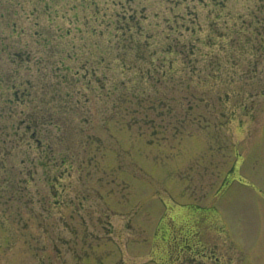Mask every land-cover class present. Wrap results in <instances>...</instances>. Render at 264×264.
Here are the masks:
<instances>
[{"label": "rangeland", "instance_id": "1", "mask_svg": "<svg viewBox=\"0 0 264 264\" xmlns=\"http://www.w3.org/2000/svg\"><path fill=\"white\" fill-rule=\"evenodd\" d=\"M261 93L264 0H0V264H146L186 212L264 264Z\"/></svg>", "mask_w": 264, "mask_h": 264}, {"label": "flooded vegetation", "instance_id": "2", "mask_svg": "<svg viewBox=\"0 0 264 264\" xmlns=\"http://www.w3.org/2000/svg\"><path fill=\"white\" fill-rule=\"evenodd\" d=\"M13 95H15L13 93ZM10 100V99H8ZM12 102V100H10ZM8 105V103H6ZM61 119L57 116L56 120ZM62 123L64 121L62 120ZM65 124L68 126L67 120H65ZM38 125H35L34 131L36 132V128ZM26 128V126H25ZM45 151V147H44ZM53 160V159H52ZM63 162L66 161V157H62L61 159ZM232 172L229 170L226 176L224 177L227 179V176ZM63 172H59V176L57 173L50 174L45 179L49 178L51 188H55L59 194L62 193V189L59 190L56 188V181H62L63 178L61 176ZM62 183H58L62 185ZM51 191V190H50ZM61 192V193H60ZM51 193V192H50ZM55 196L58 197L57 193H54ZM59 202V199L55 201ZM62 202V201H61ZM189 210V209H188ZM73 211H75L73 209ZM88 213V211H87ZM191 212H186L183 215H180L181 218L175 221L167 220V223L164 225V229L161 232V235L155 242L153 246L156 251V257L152 254L149 256V263L151 264H235L233 255L230 254L227 247L224 244H219L216 242L217 238L214 236L217 231H214V228L210 225L204 224L201 225L200 220H193L191 218ZM71 215V214H70ZM198 221V222H196ZM106 242V241H105ZM105 242L98 241V242H91L87 241L86 237H82L81 243L83 249L79 252L80 259L79 261L73 262L71 264H116L115 260L116 255L113 252L112 255L106 252ZM135 242H132L130 245L129 253L131 255H135L141 250L146 252L147 244L144 247L139 243L134 245ZM120 243L117 242V245ZM117 245L115 248H117ZM135 246V247H134ZM152 247V248H153ZM141 251V252H142ZM153 253V252H152ZM110 256H113L110 258ZM107 257V259H106ZM134 257V256H132ZM133 259V258H132ZM146 263V264H149Z\"/></svg>", "mask_w": 264, "mask_h": 264}, {"label": "trees", "instance_id": "3", "mask_svg": "<svg viewBox=\"0 0 264 264\" xmlns=\"http://www.w3.org/2000/svg\"><path fill=\"white\" fill-rule=\"evenodd\" d=\"M60 62H62V59L61 60H59Z\"/></svg>", "mask_w": 264, "mask_h": 264}]
</instances>
